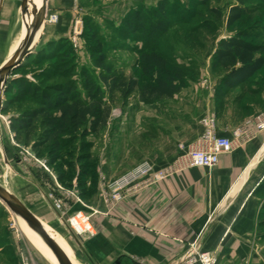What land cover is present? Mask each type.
<instances>
[{
	"label": "crops",
	"instance_id": "1",
	"mask_svg": "<svg viewBox=\"0 0 264 264\" xmlns=\"http://www.w3.org/2000/svg\"><path fill=\"white\" fill-rule=\"evenodd\" d=\"M48 1L55 9H70L73 4V0ZM31 2L27 0L18 7V18L11 29L6 23L11 24L9 18L15 16L16 3L0 0V50L7 52L0 65L27 40ZM62 28H66L63 22L53 26L47 35L51 39L56 37L53 34L60 36L58 31ZM44 34L46 27L41 37ZM12 35L14 38L7 46L6 41ZM6 94V91L2 94L3 103ZM209 101L210 111L217 113L216 100ZM252 114L248 118L263 117L264 105ZM144 116L143 128L132 122L129 128L114 131L111 152L105 157L103 148L100 153L105 161L102 179L99 178L96 187L91 188L89 181L86 188L74 182L73 186L64 184L49 164L34 155L17 161L20 171L12 166L9 186L1 181L0 184L42 222L71 264H114L116 261L189 264L188 258L202 250L213 252L217 264H264V244L260 239L263 230L259 227L264 198L257 194L258 186L264 181V130L251 124L246 137H237L234 131L248 118L218 115L216 132L232 139V150L222 153L215 166H192L187 154L198 145L203 125L188 139L177 134L170 137L168 121H163L166 114L151 112ZM131 117L130 120L137 122L143 115ZM158 120L160 128L155 129L154 123ZM7 127L12 139L10 124ZM21 146L27 151L32 148ZM0 150L3 153L1 138ZM144 161H149L157 170H168L169 174L119 202L112 201L106 182L121 177ZM50 192L62 199L63 214H58L47 199ZM2 209L7 208L3 205ZM78 211L90 215L94 234L78 235L69 224L68 218ZM1 220L0 264H22L24 257L31 264H56L10 211Z\"/></svg>",
	"mask_w": 264,
	"mask_h": 264
},
{
	"label": "rangeland",
	"instance_id": "2",
	"mask_svg": "<svg viewBox=\"0 0 264 264\" xmlns=\"http://www.w3.org/2000/svg\"><path fill=\"white\" fill-rule=\"evenodd\" d=\"M8 1H14L17 6L15 16L9 18L11 24L6 23L11 28L18 18V7L24 0ZM159 1L73 0L70 9H55L52 6L53 3L50 2L49 5L48 1L49 13L58 14L59 20L56 23H46V34L40 37L34 52L25 57L21 65L11 73L10 80L18 81L23 78L25 82L36 84L40 88L71 83L82 96H86V79L90 77L98 80L103 69L98 67L97 60L103 56L105 64L110 66L113 72L138 78L141 84L151 81L150 78L141 75L139 63L141 52L149 50V47L145 45L138 33L131 37L122 36L121 28L128 13L141 6L151 8ZM168 1L172 24L155 45L171 64L185 69L187 76L185 85L172 98L159 99L153 103L141 101L138 90L127 98H123L117 90L112 96L108 94L106 99L110 102L112 110L107 125L98 135L81 137L78 134L76 139L67 142L62 149L59 162L52 167L56 176L63 174L71 178L70 184L73 182L78 184V179L85 176L88 177L91 188L96 187L99 178L102 179L103 175L102 162L105 159L103 160L100 154L102 149H105V157H107V153L111 152L112 134L116 129L129 128L132 122L143 128L146 122L144 114L151 112L166 114L167 118L164 116L163 121H168L170 137L177 134L188 139L195 135L200 124L203 125L204 132L203 120L211 114L215 115L216 123L218 115H234L244 119L253 115L254 109L264 105L262 95L264 83L262 85L259 83L261 80L264 82V69L258 74V80H260L255 84L256 86L253 85L254 88L260 85L259 94L246 93L249 87L245 85L229 90L225 97L218 98L221 70L214 69L212 66L213 55L222 39L235 35L239 29L254 25L255 22L261 21L259 26L264 27V9L256 11L252 18L246 17L230 28L227 26L226 17L230 6L237 4L239 0ZM245 4L256 7L259 6L260 0H249ZM61 22L66 25V28L58 31L60 36L53 34L52 36L56 37L49 38L47 35L48 32L50 33L49 30ZM13 38L12 35L6 41L7 46ZM6 54L7 52L0 50V61ZM16 86L13 84L6 94V100L9 101L7 109L0 111V138L4 153L3 155L0 150V181L4 185H8V179L13 177L12 166L20 171L17 161L27 159L31 155L36 156L32 148L27 151L22 147L13 134L11 139V133L7 127L11 119L9 116L37 106L36 98L17 99L19 91ZM210 99L216 100L217 113L210 111ZM245 103L247 106L244 105ZM138 114L143 115L141 121L130 120L131 116ZM154 124L155 129L160 128L159 120ZM42 152L44 156H47L46 147L42 149ZM39 159L42 163L48 164L47 159ZM107 182L106 187L110 181ZM3 205L0 200V227L3 224L1 219L5 218L9 212L7 209H2ZM262 212L263 210L260 211V215ZM18 219L21 221V217ZM263 233L264 231L261 235ZM260 239L264 244V237L261 236Z\"/></svg>",
	"mask_w": 264,
	"mask_h": 264
},
{
	"label": "trees",
	"instance_id": "3",
	"mask_svg": "<svg viewBox=\"0 0 264 264\" xmlns=\"http://www.w3.org/2000/svg\"><path fill=\"white\" fill-rule=\"evenodd\" d=\"M246 1L249 0H239L237 4L230 6L226 17L228 27H233L246 17L252 18L256 11L264 9V0H260L256 7L246 5ZM168 6V0H160L151 8L141 6L128 13L122 22V36L131 37L138 33L149 47V50L141 52L139 59L141 75L150 78L149 82L141 84L138 78L113 72L105 64L103 56L97 60L98 67L103 69L98 80L90 77L86 79V96H82L71 83L40 88L36 84L25 82L23 78L18 81L10 80L7 93L16 84L19 91L17 99H37V106L11 117L10 128L15 140L21 145L31 146L37 157L47 159L48 164L54 167L67 142L76 139L78 134L81 137L98 135L107 125L112 110L106 99L108 94L112 96L117 90L123 98H127L138 90L141 101L153 103L159 99L172 98L179 92L185 85V69L171 64L155 45L172 24ZM255 23L219 42L212 59L213 68L221 70L218 98L225 97L229 90L245 85L249 87L246 93L261 92L259 86L264 83L263 80L258 87H254L260 80L258 74L264 69V27L259 26L261 21ZM8 105L9 101L6 100L2 110H6ZM244 105L247 106L246 103ZM45 147L47 156L42 152ZM57 178L64 184L71 185V178L63 174ZM78 180L79 187H87L88 177ZM257 194L264 198V181L258 186ZM262 210L259 227L264 231V200ZM261 236L264 237V233Z\"/></svg>",
	"mask_w": 264,
	"mask_h": 264
},
{
	"label": "built area",
	"instance_id": "4",
	"mask_svg": "<svg viewBox=\"0 0 264 264\" xmlns=\"http://www.w3.org/2000/svg\"><path fill=\"white\" fill-rule=\"evenodd\" d=\"M59 16L56 13H50L46 16L47 23H56ZM205 130L201 135L198 145L188 151L189 164L192 166L212 167L215 166L220 156L224 152H228L233 148V141L231 138L219 135L216 132L215 115L211 114L203 120ZM253 124L256 129L264 130V116L256 119H247L242 126L234 131L237 137H246L247 128ZM169 174L168 170H157L154 166L144 161L133 167L121 177L110 181L107 185L109 196L112 201L119 202L127 195L135 193L136 191L158 182ZM47 199L58 214H63L64 203L54 192L47 194ZM69 224L76 231L78 235L94 234V228L90 221V215L82 211L75 212L68 218ZM189 264H217V257L211 251H198L196 254L190 256L187 260ZM22 264H31L29 258L24 257Z\"/></svg>",
	"mask_w": 264,
	"mask_h": 264
},
{
	"label": "water",
	"instance_id": "5",
	"mask_svg": "<svg viewBox=\"0 0 264 264\" xmlns=\"http://www.w3.org/2000/svg\"><path fill=\"white\" fill-rule=\"evenodd\" d=\"M27 0H24V2ZM48 12V0H43L42 6L36 13V27L34 33L29 37L25 44L15 52L7 61L0 65V111L3 109V92L6 91L11 73L18 68L22 61L28 55L32 54L42 36L45 25L46 15ZM41 31V32H40ZM39 36L37 38V35ZM7 161V160H6ZM0 200L4 206L18 219L23 218L27 224L35 231L40 233L46 243L52 248L60 264H71L61 246L52 238L47 228L42 222L33 214V212L25 206L17 196L10 192L6 187L0 184ZM19 220V219H18ZM114 264H121L116 261ZM139 264V263H134Z\"/></svg>",
	"mask_w": 264,
	"mask_h": 264
},
{
	"label": "bare ground",
	"instance_id": "6",
	"mask_svg": "<svg viewBox=\"0 0 264 264\" xmlns=\"http://www.w3.org/2000/svg\"><path fill=\"white\" fill-rule=\"evenodd\" d=\"M42 3H43V0H32V2L30 3L29 9H28V26H29V28H28L27 40L29 39V37L35 31V27H36V17L35 16H36L37 10L41 8ZM49 14L50 13H48L46 16L48 17ZM38 36H39V33L37 35V38H38ZM21 223H22L23 227L25 228L26 232L29 234L30 238H32L34 240V242H36V244H38L39 246H41L53 258V256H54V254H52L53 252L48 247V245L44 242V240L42 239V237H40V235L37 234V232H35L27 224V222L23 218H21ZM54 258H55V256H54ZM55 260H56V264H59L57 258H55Z\"/></svg>",
	"mask_w": 264,
	"mask_h": 264
}]
</instances>
